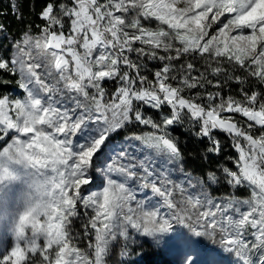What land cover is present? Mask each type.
Masks as SVG:
<instances>
[{"label":"snow or ice","instance_id":"6c2138e0","mask_svg":"<svg viewBox=\"0 0 264 264\" xmlns=\"http://www.w3.org/2000/svg\"><path fill=\"white\" fill-rule=\"evenodd\" d=\"M225 14L227 22L202 43ZM39 15L45 22L40 34L23 33L12 45L14 55L0 57V70L18 74L24 93L0 98V197L5 186L22 180L28 189L19 209L0 217V264H110L113 254L119 257L115 264H140L135 257H142L137 249L145 243L173 253L174 264H264L261 93L241 87L243 101L219 92L185 97L186 90L203 88L207 77L192 75V63L172 74L171 63L190 52L226 58L264 85V0H49ZM153 19L156 29L142 23ZM173 49L175 56L159 54ZM143 57L168 62L149 79L141 74ZM105 81L117 84L110 99ZM165 106L169 114L162 113ZM143 108L161 112L159 121ZM222 113H239L246 129ZM185 116L193 128L198 125L195 138L208 141L204 159L220 154L214 130L231 137L235 170L218 166L227 193L210 192L219 183L214 170L205 172L207 183L184 172L169 129ZM137 124L153 131L130 133ZM171 165L179 167L187 187L171 178ZM98 180L102 187L83 191ZM240 189L248 195L242 198ZM12 200L15 193L5 203ZM81 215L82 231L74 232L73 219Z\"/></svg>","mask_w":264,"mask_h":264},{"label":"trees","instance_id":"16d2710c","mask_svg":"<svg viewBox=\"0 0 264 264\" xmlns=\"http://www.w3.org/2000/svg\"><path fill=\"white\" fill-rule=\"evenodd\" d=\"M17 9L14 12L11 8V4L7 0H0V25H3L4 31H6L4 34L3 32H0V36L3 39L2 42V49L7 48L6 46L8 44H11L13 40H19V37L22 36L25 32L32 33H38L39 26L42 25L44 21L40 19V11L42 7L45 5V3L49 2V0H17ZM66 2V0H63ZM35 29V30H34ZM175 47H179V44H176L174 42ZM173 55L175 56V49H173L170 53H164V55ZM145 61L149 66L161 68L165 63L168 61H160L159 59L155 60H149L147 57H144ZM153 63V64H152ZM175 68L181 67L182 65L186 68L188 63H192L195 67V70L193 71L192 75L199 76L201 73H204L207 77V80H211L213 83H207V80L204 81L205 87L204 88H195L192 90H186L183 95L185 97H191L195 95L196 93H200L202 97L206 96L207 93H217L219 92L221 96L225 99L227 97L232 96L234 99H242L244 98L241 93V87L246 89L249 93L252 91H259L261 93L260 99L264 100V94L262 91L261 85L256 82L255 79H252L248 77L246 72L241 69L238 66L232 65L227 66L225 71H222L216 75H213L211 72V69L214 68L213 66H220L221 60H213L210 56L205 54L203 57L196 54H182L179 59L173 60L171 62ZM222 69L224 68L221 67ZM182 73L176 72L175 75H181ZM0 75L2 73L0 72ZM235 76H240L241 78H244L246 82L243 85L238 84L235 81ZM1 78V77H0ZM151 79V78H150ZM216 81L221 82V87L217 88L213 85ZM174 85L176 82H172ZM6 88L5 85H2L0 83V90ZM216 103L220 101L219 98H217ZM198 103H202L205 105V102H207L206 99H201L197 101ZM167 110L170 113V109L166 106ZM236 121L241 123V126L245 127V124H243L238 119H235ZM193 128L192 124L189 122L188 118L185 116L183 123L177 125L176 127L172 128L173 134L178 137V147L184 154V162L187 165V167L192 170H194L195 165L203 166L202 162V149L204 150L205 146V139L203 140H197L194 136H190L192 133ZM214 134L217 135L219 138H224L229 141L230 145V153L233 154L235 158L238 157V153L234 150L232 147V139L227 134L225 136L219 135L217 130H214ZM253 134L256 135L253 131ZM201 148V150H200ZM209 162L214 163L217 162L221 156L218 157H210ZM196 167V168H197ZM195 168V169H196ZM119 244L116 245V250L118 251ZM139 252H142V257L138 256L137 259H139L140 264H174L172 261L168 259L167 256L164 255L159 249H156L154 247H150L147 243L143 244ZM119 259V257L116 254H113L111 257L110 264H115V261Z\"/></svg>","mask_w":264,"mask_h":264},{"label":"rangeland","instance_id":"374dc122","mask_svg":"<svg viewBox=\"0 0 264 264\" xmlns=\"http://www.w3.org/2000/svg\"><path fill=\"white\" fill-rule=\"evenodd\" d=\"M7 1L11 5H13V4L16 5V9H17V4H18L17 3L18 2L17 0H7ZM59 2L60 3H64L63 0H59ZM182 6H183V4L178 5V7H182ZM227 18H228V14H225V17H222L221 18V21H218L216 24H213L208 29V33H209L208 37H206L205 38V41H202V43L206 42V40L209 39L212 35H216L218 33V29L223 26V23H226L227 22ZM44 23L45 22H43L42 25L39 26L38 33H35L34 32L31 35L36 36V35L40 34V29L44 25ZM142 23L144 24L145 27H150L152 29H156L157 28V25H158V22L155 21L154 19L153 20H149V21L142 20ZM164 27L166 28V25ZM245 31L247 32V30H245ZM5 32L6 31H3V34ZM233 34H235V33H233ZM20 37H19V39H20ZM15 41L16 40H13L11 44H8L6 46L7 48L4 51V49H2L3 39L0 36V57L11 58L14 55V51H13L12 45H13V43ZM176 44H179V42L176 41ZM135 46L136 47H139L140 45L137 43ZM179 47H180V44H179ZM159 54L160 55H164V52L161 51ZM190 54L199 55L198 53H192V52H190ZM131 58L135 60L136 59V54L135 53H132L131 54ZM218 60H221V62H222L221 65L220 66H216L215 65L213 67L214 68L215 67L221 68V67L224 66L223 69L221 68L222 69L221 72L222 71H225L227 66L235 65L234 63H229L226 58H219ZM139 62L145 65V69L142 71L141 74L147 75L149 77V79L150 78L152 79V74L155 71H157V70L160 69V68H157V67L149 66L147 64V62L145 61V58L144 57L141 58ZM235 66H238V65H235ZM178 69H180V68L179 67L175 68V70L173 71L172 74H175L176 72H178V71H176ZM0 72L2 73V75H0V77H1L0 78V83L2 85H5L6 86V88L4 87V89H1L0 90V98H2L4 95H8L9 96V99L23 98L24 93L22 92L21 89L18 88V85H17V81L19 80V75L18 74L17 75H9L7 72H4L2 70H0ZM246 74H247V72H246ZM103 86H104V88L106 90L107 98L110 99L112 93L115 91V89L117 87L116 82L115 81H105ZM261 87H262V91H263V94H264V85H261ZM236 100L243 101L244 98L242 99V97H241V99H236ZM215 103H216V101H215ZM217 103H220V101H218ZM207 104H208V101L205 102V106H207ZM142 111H143V113H144L145 116H150L152 119H154L156 121H159L160 116H161V112H158V111H155V110H151V109H148V108H143ZM162 113L163 114H169V111L167 110L166 106L162 109ZM222 115H224V116L231 115L234 119H238L243 124H245V129H246V118L242 117L239 113H222ZM176 126L177 125H175L173 127H176ZM173 127H171L169 129V132L171 134V137L178 144V137H176L173 134V132H172V128ZM151 131H153V130L149 126H144V125H138L137 124L135 126H130L129 127V132L132 133V134H135V135H143L144 133L151 132ZM193 131H198V125L195 127V129L192 130V133H193ZM253 131H254V133L256 135H258V131L257 130L253 129ZM217 132H218L219 135L221 134L222 136H225V134H226V133H224V132H222L220 130H217ZM192 133H191L190 136H194ZM125 134L126 133L121 132L120 137L122 138ZM213 135H214V137H216L220 141L221 151H220L219 156H221V158H219L217 162L210 163L209 162V158L204 159L203 156L201 155L202 158H203L202 159V162L204 164L203 166L197 167L198 165H195L194 170H192L191 168L189 169L187 167V165L185 164V162H183V168H184V172L185 173H190L191 174V179L193 180V182L200 181V180H204V182L207 183V181L205 179V172L208 171V170H214V171H216V174L219 177V183L217 185H212L209 188L210 192L213 195H216V194H219V193H227L229 191V188L224 184V177H223V174L220 171V169H219L218 166L219 165H225V166H227V167L235 170V166H234L232 160L229 159V157H231V158H235V157L233 156L232 153H230V145H229L230 143H229V141H227V139H224L225 137L221 139V138L217 137L216 134L213 133ZM205 142H206L205 143V146L207 147L208 146L207 139L205 140ZM4 143L5 142H0V147H3ZM133 143H136L137 146L139 147L138 142H133ZM206 147H204V149H206ZM200 150H201V148H200ZM201 151L203 152V149ZM181 153L183 154L182 151H181ZM138 154L143 155L144 153L143 152H139ZM207 156H210V157H218V156H216L214 154H207ZM183 157H184V154H183ZM95 167H101L102 168L103 165L100 164V163H97L95 165ZM169 167L175 169V171H173L171 173V178L174 179L176 182H185V187H187V183H186V180H185V176L179 170V167L176 166V165H171ZM13 168L14 169H19V170L22 171V169H20V166L13 165ZM93 171H95V169H93ZM25 179H27V175L26 174H25ZM99 187H102V183H101V181L98 180L96 183H94V184H92L90 186H85L84 189H83V191L84 192H89L90 190L97 189ZM27 191H28V189H27V186H26V182L23 181V180L20 181L16 185H7V186H5L4 189H3L4 195L2 197H0V217H2L5 212L11 213V212H14V211L18 210L22 206V204H23V200L25 198V195H26ZM189 191L195 193V192L199 191V188L198 187L195 188V189L189 188ZM12 193H15V200H12L10 202L5 203V201L8 200V197ZM237 194L240 195L243 198V197H245V196L248 195V190L247 189H240ZM136 195H137V199H143L145 194L144 193H141L139 190H137L136 191ZM148 195L150 196L151 194L148 193ZM175 198L177 200H179L180 199V195L177 194ZM156 202L157 201H156L155 198L152 199L151 202H150V206L155 205ZM78 211H79V209H78ZM162 212L166 213L167 212V209H162ZM89 214H91V213H89ZM83 222H84V220H83L82 215L80 217L74 218L73 219V231L74 232H81L82 231L81 224ZM2 231H3V225H0V232H2ZM39 242H40V244L42 246L43 245V239L41 238V240ZM9 244H11L10 238H9ZM86 246H87L86 245V242H81L80 243V247L86 248ZM118 247H120V245H118ZM140 249H141V247L138 248L137 251H139ZM156 249H159L162 253H164L165 256L168 257V259L170 261H172L174 263L175 256H174L173 253L164 250L162 246L160 248H156ZM3 251H4V249L0 248V252H3ZM37 256H38V254H37ZM135 258H137V257H135ZM193 259L195 260V259H197V257L193 256ZM200 259H201V261H203L204 258H200Z\"/></svg>","mask_w":264,"mask_h":264}]
</instances>
